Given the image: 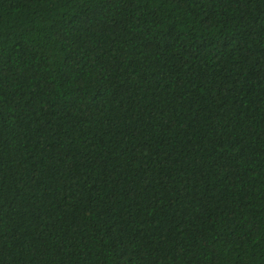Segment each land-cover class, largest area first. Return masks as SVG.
I'll use <instances>...</instances> for the list:
<instances>
[{
  "label": "trees",
  "instance_id": "trees-1",
  "mask_svg": "<svg viewBox=\"0 0 264 264\" xmlns=\"http://www.w3.org/2000/svg\"><path fill=\"white\" fill-rule=\"evenodd\" d=\"M0 264H264V0H0Z\"/></svg>",
  "mask_w": 264,
  "mask_h": 264
}]
</instances>
